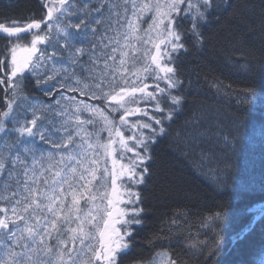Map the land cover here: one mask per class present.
<instances>
[{
    "label": "snow or ice",
    "instance_id": "1",
    "mask_svg": "<svg viewBox=\"0 0 264 264\" xmlns=\"http://www.w3.org/2000/svg\"><path fill=\"white\" fill-rule=\"evenodd\" d=\"M40 5L39 14L0 22L8 41L0 50V264H122L145 224L139 187L151 175L153 145L169 134L185 86L192 85L181 71V54L189 41L193 47L205 43L213 19H223L222 30L238 29L243 12L233 11V0ZM260 8L264 31V0ZM26 36L30 40L21 43ZM29 78L52 103L25 93ZM213 87L219 90L220 82ZM253 91L243 89L239 102L246 103ZM223 139L227 144L228 136ZM39 144L52 150L44 152ZM225 213L218 206L202 221L212 236L200 240L197 234L184 245L203 256L204 264H215ZM164 227L169 235L157 234L148 243L166 241L169 248L137 264H156L157 258L187 264L171 248L179 219Z\"/></svg>",
    "mask_w": 264,
    "mask_h": 264
},
{
    "label": "trees",
    "instance_id": "2",
    "mask_svg": "<svg viewBox=\"0 0 264 264\" xmlns=\"http://www.w3.org/2000/svg\"><path fill=\"white\" fill-rule=\"evenodd\" d=\"M247 3L250 6L246 9L237 7ZM260 3L233 0V11L243 12L240 27L233 32L222 30L223 19L221 24L213 19L205 30V43L193 47L189 41L188 52L181 54V71L192 85L185 86V102L170 123L169 134L153 145L151 175L139 187L145 224L137 229L136 242L122 257V264H137L169 248L166 241H148L157 234L169 235L167 227L162 230L161 225L173 218L179 219L180 227L171 230V248L187 264H204L203 256L184 245L197 234L200 240L205 233L213 235L201 223L218 206L226 213L218 229L215 264L264 261V216L255 219L250 210L264 202V31ZM41 11L40 0H0V22H5L3 17L17 20ZM7 43L0 35V50ZM217 81L219 90L213 87ZM246 88L254 91L246 103H240ZM24 90L40 103L53 102L31 78ZM4 96L0 86V110L5 107ZM18 119H24L22 109ZM7 126L13 127L11 122ZM224 136L229 138L227 144ZM7 139L14 141L15 134ZM39 146L44 152L52 150L51 145ZM177 212L181 215L174 217ZM156 264H162L160 258Z\"/></svg>",
    "mask_w": 264,
    "mask_h": 264
},
{
    "label": "rangeland",
    "instance_id": "3",
    "mask_svg": "<svg viewBox=\"0 0 264 264\" xmlns=\"http://www.w3.org/2000/svg\"><path fill=\"white\" fill-rule=\"evenodd\" d=\"M29 40H30V36H26V37L23 38L21 43L28 42ZM261 208H264V203H258V204L253 205L250 208V210H251V212H253V215L256 216V215L260 214V209Z\"/></svg>",
    "mask_w": 264,
    "mask_h": 264
},
{
    "label": "water",
    "instance_id": "4",
    "mask_svg": "<svg viewBox=\"0 0 264 264\" xmlns=\"http://www.w3.org/2000/svg\"><path fill=\"white\" fill-rule=\"evenodd\" d=\"M2 36H6V34H2V33H0Z\"/></svg>",
    "mask_w": 264,
    "mask_h": 264
}]
</instances>
